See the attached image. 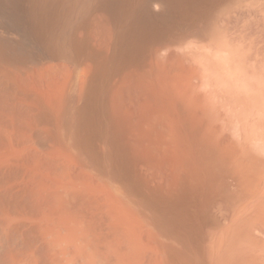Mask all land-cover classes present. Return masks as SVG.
<instances>
[{
	"label": "bare ground",
	"instance_id": "bare-ground-1",
	"mask_svg": "<svg viewBox=\"0 0 264 264\" xmlns=\"http://www.w3.org/2000/svg\"><path fill=\"white\" fill-rule=\"evenodd\" d=\"M0 264H264V0H0Z\"/></svg>",
	"mask_w": 264,
	"mask_h": 264
}]
</instances>
